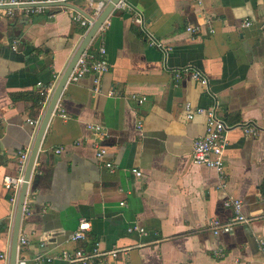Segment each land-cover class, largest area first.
<instances>
[{
	"label": "crops",
	"instance_id": "0c3cea01",
	"mask_svg": "<svg viewBox=\"0 0 264 264\" xmlns=\"http://www.w3.org/2000/svg\"><path fill=\"white\" fill-rule=\"evenodd\" d=\"M127 1L130 7L107 17L110 67L99 88L91 73L69 79L58 100L68 117L57 104L47 124L28 186L32 213L20 233L29 243L21 253L30 264H83L46 258L99 242L106 250H128L90 264H264V132L229 131L223 186L214 168L193 162L206 116L189 120L185 108L188 101L216 106L228 124L263 122L264 0ZM95 8L91 0H74L46 13L0 19V253L10 256L18 205L3 181L18 175L22 151L31 154L40 125L29 120L42 121L48 107L39 82L54 94L88 32L72 12L93 18ZM150 37L163 47L150 44ZM186 66L201 69L209 85L186 72L177 77ZM88 123L106 130L103 159ZM229 195L255 219L214 234L208 223L234 214L225 204ZM82 218L91 229L74 241ZM134 225L146 233L128 231ZM218 248L224 256L215 255Z\"/></svg>",
	"mask_w": 264,
	"mask_h": 264
},
{
	"label": "built area",
	"instance_id": "2783aa9c",
	"mask_svg": "<svg viewBox=\"0 0 264 264\" xmlns=\"http://www.w3.org/2000/svg\"><path fill=\"white\" fill-rule=\"evenodd\" d=\"M74 0H0V19L5 17H13L16 14H39L46 13L53 10L58 6L67 7ZM113 0H91V3L95 5V11L93 18H98L103 10L110 4ZM130 7L127 0H119L115 4V8H126ZM72 17L74 21L80 22L83 26L89 30L93 24V19L86 17L81 11L73 10ZM135 21L142 27L145 28V21L140 12L135 13ZM250 24V22H247ZM109 27V22L106 19L101 26L99 27L96 35L92 41L98 40V44H93L91 47H87L83 53L80 55L76 66L71 72L69 79L71 81H78L80 78L84 77L87 74L95 75L96 88H99L101 76L108 72L110 64L108 60V51L103 39V34L107 31ZM188 30L191 32H196V26H189ZM147 35H150L146 30ZM91 41V43H92ZM19 41L14 40L13 48L17 49ZM150 44L163 47L161 41L156 40L155 38L150 37ZM186 72L191 75L192 78L199 81L201 84L208 86L209 78L206 74L199 68L186 66L181 70L177 71V77ZM42 85L40 93L43 96V104L47 107L53 96L52 87H44L42 82H39ZM140 101L143 99L139 98ZM59 113L62 117L67 118L68 114L65 112V109L59 104L57 105ZM187 118L189 120L193 119L196 115H205L206 116V127L205 132L198 136L192 146V159L193 162L200 165H205L211 168H214L220 175L222 185L226 186V168H225V151L229 143L228 134L229 131L234 128H241L243 132L248 134L257 135L260 132H264V120L262 123H256L253 121L239 122L235 124L226 123L218 114L216 106L203 107V106H194L191 101H188L185 104ZM30 123L35 126H39L41 123V118L30 119ZM1 127V123H0ZM87 127L94 134V145L96 146V156L97 158H105L108 149L100 141L106 136V130L103 125L96 123H88ZM61 150L58 149V152ZM30 151L24 150L21 152L18 160V175L12 176L7 175L4 178V186L11 190L13 193V201L18 204L20 190L22 185L26 182L25 172L27 168V163L29 160ZM106 165L110 167L111 170H114V164L111 160L106 161ZM133 172L136 175L141 176L142 172L133 168ZM30 180L28 181V183ZM125 204V202H122ZM226 206L232 208L234 211L233 216L227 221H221L219 219H212L206 229L210 230L214 234H219L221 232H232L234 228L241 223L252 221L253 217H247L243 213V201L233 195H229L225 200ZM32 213V207L30 200L27 196L24 202L23 208V218ZM91 221L85 218L80 220L77 230L72 235V240L78 241L80 239L86 238V233L91 229ZM128 231H138L140 233H146V229L143 226L134 225L128 228ZM260 242L263 244L264 239H261ZM29 243V236L25 233H20L19 235V254L16 264H30L28 259L21 253L23 248H25ZM128 248H112L109 250L103 249L100 247L99 242H95L94 246L90 250H86L83 247L75 248L74 250H63L60 254L52 257L49 256L46 258L48 261H52L55 258H61L70 262H81L83 264H90L95 261H104L109 258H117L120 253L126 254ZM216 256H224V248H218L215 251ZM0 257L4 260V264H9V255L3 252L0 253ZM43 259V258H40Z\"/></svg>",
	"mask_w": 264,
	"mask_h": 264
},
{
	"label": "water",
	"instance_id": "95a60500",
	"mask_svg": "<svg viewBox=\"0 0 264 264\" xmlns=\"http://www.w3.org/2000/svg\"><path fill=\"white\" fill-rule=\"evenodd\" d=\"M119 0H113L108 6L103 10L101 15L98 18H92L93 19V24L91 28L88 30L86 33L83 41L81 42L78 50L76 51L75 55L73 56L68 68L66 69L65 73L63 74L58 87L56 88L53 97L47 107V110L43 116V119L40 123L37 138L35 141V144L32 148L28 163H27V168L25 172V179L26 182L22 185V188L20 190V196L18 200V205H17V210H16V216H15V221L12 229V246H11V252L9 256V264H16L17 263V258L19 254V235L21 231V224L23 220V208H24V202L27 196L28 192V186L29 183L28 181L31 178V174L33 171L34 163L36 161V157L38 154V150L40 147V143L42 141L44 132L46 130L47 124L50 120L51 115L53 114L56 105L58 104V100L60 98V95L62 93L63 88L65 87L66 83L69 80V76L71 72L73 71L74 67L77 64V61L80 57V55L83 53V51L88 47V45L91 43L93 40L94 36L96 35L99 27L101 24L107 19V17L110 15V13L114 10L115 4ZM70 5V4H69Z\"/></svg>",
	"mask_w": 264,
	"mask_h": 264
}]
</instances>
